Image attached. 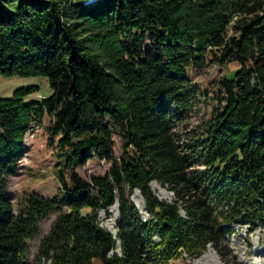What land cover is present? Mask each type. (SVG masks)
Listing matches in <instances>:
<instances>
[{
  "label": "trees",
  "instance_id": "16d2710c",
  "mask_svg": "<svg viewBox=\"0 0 264 264\" xmlns=\"http://www.w3.org/2000/svg\"><path fill=\"white\" fill-rule=\"evenodd\" d=\"M232 63L210 93L192 80ZM0 76L45 77L51 89L0 98V264H191L180 251L223 256L235 226L261 228L264 246V0H0ZM206 95L209 115L183 141L177 127ZM45 117L60 195L23 198L15 215L8 180ZM93 160L110 168L81 176ZM116 201L113 236L97 213ZM54 213L31 262L27 244Z\"/></svg>",
  "mask_w": 264,
  "mask_h": 264
},
{
  "label": "rangeland",
  "instance_id": "374dc122",
  "mask_svg": "<svg viewBox=\"0 0 264 264\" xmlns=\"http://www.w3.org/2000/svg\"><path fill=\"white\" fill-rule=\"evenodd\" d=\"M75 3H83L91 5L100 0H73ZM240 69L237 63L230 64L227 68H221L216 64H209L200 72L192 76L194 84L198 85L202 93H210L214 90L215 83L223 78H231L233 73ZM36 87L37 91L32 95L25 97V101L34 99L41 100L51 95V89L45 77H11L5 78L0 76V98H11L15 90L20 88ZM212 104L208 96L202 97L200 101L195 102L189 118L177 127V134L181 139H191L193 131L198 125L209 115ZM49 120L45 117L42 120L41 126H36L31 132H28L24 139L25 156L19 163V172L15 177L9 178L7 190L12 195V207L15 215H18V208L23 202V198L31 195H37L44 199H52L60 195V184L56 179V170L61 162L53 156V149L47 145L46 127ZM186 140V141H187ZM184 143V142H183ZM120 142L116 138V146L114 148V156L120 157ZM110 163L106 161L93 160L88 162L83 168L77 172L88 178L91 175H102L108 171ZM152 191L158 199L172 203L175 197L172 192L162 187L157 182L150 184ZM131 202L141 214L142 220H147L149 217L144 212V202L138 191H134L130 197ZM118 201L116 205L117 213L110 208L104 212L97 213V221L101 227L108 231H114L116 234V220L119 217ZM182 216L185 215L180 211ZM58 213L49 215L47 218L39 222V233L33 240L27 244L29 259L34 261L39 247L40 241L49 233L53 223L55 222ZM263 231L257 228L253 232H248L246 226H235L234 234L230 237H225L222 244L223 256L211 247L208 246L206 251L195 259L182 260L191 264H264V246ZM119 248L116 247L114 252L119 253ZM113 253V252H112ZM176 264H181V261H176Z\"/></svg>",
  "mask_w": 264,
  "mask_h": 264
},
{
  "label": "bare ground",
  "instance_id": "6f19581e",
  "mask_svg": "<svg viewBox=\"0 0 264 264\" xmlns=\"http://www.w3.org/2000/svg\"><path fill=\"white\" fill-rule=\"evenodd\" d=\"M143 208H144V207H143ZM110 209H111L112 211H115V212L117 211V209H116V205H115L114 207L112 206ZM116 213H117V212H116ZM109 232H110V231H109ZM111 234H112L113 236H115V232H114V231H111Z\"/></svg>",
  "mask_w": 264,
  "mask_h": 264
},
{
  "label": "water",
  "instance_id": "95a60500",
  "mask_svg": "<svg viewBox=\"0 0 264 264\" xmlns=\"http://www.w3.org/2000/svg\"><path fill=\"white\" fill-rule=\"evenodd\" d=\"M119 250H120V247L118 246ZM181 255H182V260H186L187 257L186 255H184V252L183 251H180Z\"/></svg>",
  "mask_w": 264,
  "mask_h": 264
}]
</instances>
